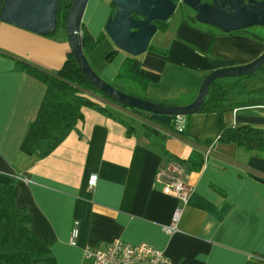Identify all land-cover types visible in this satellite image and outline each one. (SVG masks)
<instances>
[{
    "label": "crops",
    "instance_id": "crops-1",
    "mask_svg": "<svg viewBox=\"0 0 264 264\" xmlns=\"http://www.w3.org/2000/svg\"><path fill=\"white\" fill-rule=\"evenodd\" d=\"M112 12L111 0H88L82 26L97 37L105 32ZM186 16L193 17L169 18L165 29L157 28L151 38L150 48L164 55L152 49L139 55L142 68L159 77L141 90L139 98L188 105L207 75L246 65L264 54V37L257 32L221 33L199 27ZM70 52L65 28L40 35L0 22V175L15 179L14 203L28 212L29 231L49 250L54 263L86 264V247L120 240L145 244L171 264H264V150L252 152L218 141L215 113L185 117L184 133L176 136L147 115L115 104H105L113 116L84 108L76 130L45 158L19 151L46 86L16 62L54 75ZM127 55L106 34L88 62L111 83ZM222 81L226 82L216 83L248 94L222 116L226 127L264 129V81ZM209 146L212 152L204 157ZM176 160L189 161L190 168L181 167L178 174ZM92 175L96 183L90 189ZM177 178L190 187L185 205L163 193V187ZM178 207L179 231L167 235L162 228ZM74 222L78 236L71 246Z\"/></svg>",
    "mask_w": 264,
    "mask_h": 264
},
{
    "label": "trees",
    "instance_id": "trees-1",
    "mask_svg": "<svg viewBox=\"0 0 264 264\" xmlns=\"http://www.w3.org/2000/svg\"><path fill=\"white\" fill-rule=\"evenodd\" d=\"M72 1L59 0L56 13L57 28H65V21ZM171 1L178 5L182 0ZM111 5L113 16L115 6L112 3ZM133 17L139 18L136 15ZM186 18L192 23L196 21L194 16H186ZM166 23V21L156 22L157 28L165 29ZM105 35V32H102L99 36L93 37L84 26H81V45L87 60L88 54L104 39ZM148 49L159 54H165L164 51L158 49L150 47ZM114 54L115 52L110 53L107 60H110ZM16 66L46 86L45 95L36 118L27 127L19 146V151L27 156H36L42 159L52 153L72 131L76 130L77 124L83 119L82 110L84 108L113 116L105 104L123 107L89 83L72 52L67 55L63 66L54 75L23 62H16ZM246 77H258L264 81V65ZM158 78V75L142 68L139 56L127 55L116 74L115 81L107 83L122 93L139 98V96L126 92L124 89L137 87L140 90H146L150 84L157 82ZM247 97L248 94L239 92L236 86L222 87L213 82L209 86L206 103L200 112L206 115L216 114V126L219 130L218 141L234 143L237 147L248 151L259 152L264 150L263 128L226 127L222 119L226 112L233 109L235 103L243 101ZM123 108L145 114L150 122L157 125V122L152 120L148 114L127 107ZM146 128L156 135L159 134L157 130H153L147 125ZM162 128L168 132L174 131L172 124L162 126ZM175 163L180 168H190L189 161L176 160ZM14 184L15 179L13 177L0 175V264H55L49 250L29 231L30 218L28 212L15 205Z\"/></svg>",
    "mask_w": 264,
    "mask_h": 264
},
{
    "label": "water",
    "instance_id": "water-1",
    "mask_svg": "<svg viewBox=\"0 0 264 264\" xmlns=\"http://www.w3.org/2000/svg\"><path fill=\"white\" fill-rule=\"evenodd\" d=\"M182 0L194 12L195 20L218 29L221 33L264 27V0ZM88 0H73L65 21V31L74 59L83 74L96 89L121 106L144 112L155 122L169 126L175 116L189 117L202 110L209 86L224 78H243L264 65V54L254 61L237 67L223 68L207 75L196 98L185 106H167L122 93L110 86L90 66L81 45V26ZM59 0H0V22L40 35H50L57 28ZM114 15L105 23L104 31L121 51L139 56L149 46L157 31L156 22L167 21L175 12L171 0H111ZM133 15L139 18H134Z\"/></svg>",
    "mask_w": 264,
    "mask_h": 264
},
{
    "label": "built area",
    "instance_id": "built-area-1",
    "mask_svg": "<svg viewBox=\"0 0 264 264\" xmlns=\"http://www.w3.org/2000/svg\"><path fill=\"white\" fill-rule=\"evenodd\" d=\"M171 123L174 135L181 136L185 130V117L175 116L172 118ZM211 152V146L205 148L204 157L209 156ZM173 165L176 172L180 174L181 168L175 162ZM95 183L96 176H90L89 188L92 189ZM189 192L190 187L185 185L179 178L163 187V193L175 198L181 205H185L187 202ZM181 215V207L173 211L170 223L162 228L167 235H172L179 231ZM77 236L78 223L74 222L69 237V244L71 246L76 244ZM83 257L86 264H171L170 260L161 252L145 244L130 245L120 240L113 241L104 247L88 246L83 251Z\"/></svg>",
    "mask_w": 264,
    "mask_h": 264
},
{
    "label": "rangeland",
    "instance_id": "rangeland-1",
    "mask_svg": "<svg viewBox=\"0 0 264 264\" xmlns=\"http://www.w3.org/2000/svg\"><path fill=\"white\" fill-rule=\"evenodd\" d=\"M182 14L184 15H186V14H189V15H191V16H194V13L191 11V9H189L187 6H185L184 4H182L181 2H180V4H178L177 6H176V10H175V12H174V15H173V17L172 18H170V20L171 19H173V18H176L177 16H182ZM194 23L197 25V26H199V27H202V28H205V29H207V28H211L212 29V27H210V26H208V25H203V24H200V23H198L197 21H194ZM247 30H252V31H254V32H257V33H259V34H261L263 37H264V27H253V28H249V29H247ZM251 33V32H250ZM252 34V33H251ZM156 36H158V35H156ZM149 47H150V45H149ZM89 55V54H88ZM226 79H228V78H226ZM226 79H219L218 81L219 82H226V81H222V80H226ZM115 85H117V84H115ZM119 88V87H118ZM124 91H126V92H130V93H132L133 95H141V94H143V93H141V90L139 89V88H137V87H132V88H130V89H124Z\"/></svg>",
    "mask_w": 264,
    "mask_h": 264
},
{
    "label": "flooded vegetation",
    "instance_id": "flooded-vegetation-1",
    "mask_svg": "<svg viewBox=\"0 0 264 264\" xmlns=\"http://www.w3.org/2000/svg\"><path fill=\"white\" fill-rule=\"evenodd\" d=\"M205 2H206V0H202V3H205ZM207 3L210 4L211 0L207 1Z\"/></svg>",
    "mask_w": 264,
    "mask_h": 264
}]
</instances>
